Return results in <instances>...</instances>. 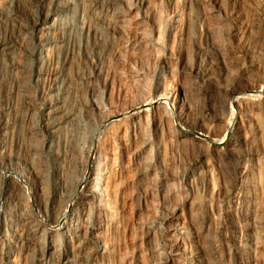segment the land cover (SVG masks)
<instances>
[{
	"label": "rangeland",
	"instance_id": "1",
	"mask_svg": "<svg viewBox=\"0 0 264 264\" xmlns=\"http://www.w3.org/2000/svg\"><path fill=\"white\" fill-rule=\"evenodd\" d=\"M56 1L0 0V169L44 146L63 76L83 133L61 126L55 152L82 215L57 263L264 264V0H61L70 16ZM52 162L41 214L60 198ZM20 226L10 263L43 264Z\"/></svg>",
	"mask_w": 264,
	"mask_h": 264
},
{
	"label": "bare ground",
	"instance_id": "2",
	"mask_svg": "<svg viewBox=\"0 0 264 264\" xmlns=\"http://www.w3.org/2000/svg\"><path fill=\"white\" fill-rule=\"evenodd\" d=\"M54 4H55V7H54V9L52 11L53 14H59L60 12L66 11V14L68 13L69 16L72 15V14L75 15L74 13H75V7L76 6H74V4L73 5H69V6H67V5L65 6V4L62 3L61 0H57ZM60 16H64V15L62 14ZM61 18H59V24L60 23L62 24V21L64 19V18H62V19ZM52 23H53V20H52ZM56 23L58 24V22H56ZM54 24H55V22H54ZM51 26H53V25L51 24L49 27H51ZM58 30H60V31L62 30L63 31V29H61V28L60 29L58 28ZM50 34L46 33L44 35L45 43H50L54 48H56V47L60 46L59 45L60 42L61 43L64 42L63 38L61 39L59 36L58 37L60 39L58 38V40L56 39V41L54 40L55 41L54 42L51 39L52 37L50 36ZM44 49H45L44 47H40L39 48L41 62H43L44 57L46 55V53H43ZM52 55H54V54H52ZM64 81H65V79L62 76V78L60 79V84H59L60 86H58V87L56 86V90L60 91V93H63L62 96H60V97L58 96L59 99H60V100L58 99V101L63 102V106H57V105L56 106L54 105V107L51 106L52 108L49 111L48 121L46 122L47 123V129H46V134H45L46 137H45L44 146L39 148V149L38 148L36 149L37 146L35 145L36 147H34L33 149L31 148L32 150H31V153L29 155L30 156L29 160H23V162H22L23 164L22 165H20V163L18 162L17 157L14 156L13 158H11L13 160L11 161L10 165L8 164L9 165L8 169L7 168L4 169V170L0 169V170H2V172L0 171L1 172L0 174H1V177H2L1 182H0L1 186H2V188L0 189V203H1L0 207H2V208H0V211L4 214V216L1 217L2 220L0 222V242H1V244L4 243V249H2V253L5 256V259L1 260L0 264H11L9 259H8V255L13 251L15 242L20 240V237H18L20 234H17L18 233L17 229H18L19 225L24 226L23 230H25L24 236L22 237L23 238V242H22V240L20 241V242H22V247L23 248H25L27 246L26 242L28 241V238L30 237V236L28 237L27 235L30 232L33 233V232L37 231L40 234V239H39L40 240V243H39L40 244V255L43 254V256H39V257L36 256V257L39 258L38 260L43 259L42 260L43 264H58L57 263L58 260H60L61 256H63V254H64V251H63L62 247L65 245L66 240L67 241L69 240L68 238L66 239V235L69 234V237H71V238L74 237V236L76 238L78 236L80 237V234H78L79 232L78 233L76 232L77 231L76 230L77 226L79 224L76 226V222L75 221L74 222L71 221L73 219L72 217H71L72 218L71 220H70V218L67 220V218H68V215L72 214V216L76 215L74 217L76 219L77 215L81 214V212H82V206H79V203H78V206L75 209V205H77V204H74V201H73L72 197L70 196L71 194L69 192L71 191V189L66 186L67 188L70 189V191H68L69 189L67 190L66 187H63V186H65V185H63V181H62L63 178H62V180L60 178V173L63 170H61L62 168H60L61 171L60 172L58 171L59 166H61L59 164V162H60L59 160L62 159V158L59 157L60 158L59 159L57 157V155H56V152H55L56 147L60 143L66 142L68 140L69 137L66 135V130H69L67 132H73L75 130L76 132L78 131V132L83 133V130L81 128H79V127H81L80 125H81L82 122H81V120L79 118V115H78L79 112H77L78 110L77 111L74 110L73 107H71L72 104H71V106H69L67 104V98H69L70 96L66 98V95H64L65 94V92H64L65 90H63V89H66L65 85L67 86V84L64 85ZM68 90H67V92H68ZM56 95H57V93H56ZM55 98H57V97H55ZM167 98H169V97H167ZM72 102H73V106H74L75 105L74 101H72ZM59 119L60 120L62 119L61 120L62 122ZM61 123L63 125H61ZM61 126L62 127L64 126L66 128V130H64ZM185 132H187V131H185ZM0 136H1V134H0ZM83 136H84L83 134H80L78 137H80L81 139H85ZM1 141H0V147H1ZM224 141L225 140L223 138L219 142V144L220 143H224ZM13 153H15V152H13ZM59 154H60V152H59ZM20 158H22V157L19 156V159ZM25 158H27V157H25ZM51 158L53 159L52 164H53L54 170H55V175H54L55 176V181L54 182L57 185V188H56L57 192L56 193H59V197L60 198L57 199L55 202L53 200L49 207H44V213L41 214V212H43V210L40 211V209H39L40 208L39 207L40 204L38 205V198H39L38 196H40V195L37 196L38 193L36 192V187L38 186L39 183H42V182H40V179L43 178L42 177L43 164H48V163H45V162H47V160H49ZM90 165H91L90 162H88L87 165H86V172H84V174L82 176H80V178L76 179L77 182L75 184L77 186L83 185L82 183L84 182V180H86L87 172L91 171L92 168H93V165H91V166ZM67 171H69V170H67ZM100 173H101V171L99 169L98 172H96V176H97L95 178L96 182H98V180L100 179V176H101ZM67 178L69 179V177H67ZM65 182H66V185H68L67 181H65ZM39 186H41V184ZM16 188L21 191V195L22 194L24 195L25 192L22 193V191H24V190L29 193V200H28L29 203H30V205L28 207L29 210H23V209L19 208V206H18L19 209L18 210L16 209L17 212L15 211V213H12V210H10V209L13 208L14 205L12 207H9L10 209L8 208V205L11 202V195H13L12 193H14L13 191ZM64 188L67 191L63 192L65 190ZM104 191H106V189ZM62 193H64V194H62ZM15 196H16V194H15ZM25 197H27V196H25ZM13 199L15 200V198H13ZM21 200H24V197ZM21 200H20V202H21ZM18 202H19V200L17 202H15L16 205H19V204H17ZM82 203L83 202H80V204H82ZM45 204H46V202H45ZM45 206H47V205H45ZM13 212H14V210H13ZM7 215H9V217H7ZM49 216L51 217V221L50 222L47 219ZM85 217H86V215H85ZM85 221H86V219H85ZM21 226H20V229H21ZM79 227H81V225ZM33 236H31V237H33ZM33 238H36V237L34 236ZM30 239H32V238H30ZM61 239H63L64 241L62 242ZM35 240H37V239H35ZM37 241H36V243H37ZM84 241L80 240V238H79V242L80 243L84 242ZM29 244H30V242H29ZM82 246H83V244H82ZM16 247H18V246H16ZM31 247L34 248V245L31 246ZM26 251H28V250H26ZM27 253H28V255L30 254L29 252H27ZM37 255H39V254H37ZM1 258L2 257H0V259ZM197 260H198V257H196V261ZM28 263H29V261H28Z\"/></svg>",
	"mask_w": 264,
	"mask_h": 264
}]
</instances>
